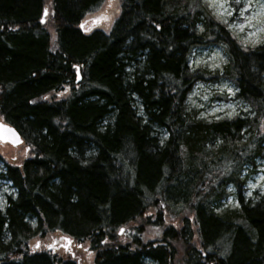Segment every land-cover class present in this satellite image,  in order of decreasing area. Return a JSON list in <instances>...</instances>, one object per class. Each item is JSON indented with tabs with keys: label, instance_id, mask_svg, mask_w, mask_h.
<instances>
[{
	"label": "trees",
	"instance_id": "16d2710c",
	"mask_svg": "<svg viewBox=\"0 0 264 264\" xmlns=\"http://www.w3.org/2000/svg\"><path fill=\"white\" fill-rule=\"evenodd\" d=\"M105 1L0 0V118L25 146L0 155V264H264V195L239 179L264 153V43L201 0H119L107 30L88 27ZM210 44L252 117L190 111L207 76L189 56ZM227 183L238 205L219 209ZM149 212L162 235L145 243Z\"/></svg>",
	"mask_w": 264,
	"mask_h": 264
},
{
	"label": "rangeland",
	"instance_id": "374dc122",
	"mask_svg": "<svg viewBox=\"0 0 264 264\" xmlns=\"http://www.w3.org/2000/svg\"><path fill=\"white\" fill-rule=\"evenodd\" d=\"M201 2L210 10L215 19L219 20L234 35L238 42L244 46L254 47L264 43V0H201ZM46 12V9L44 10ZM119 11V0H106L102 6L91 13L87 18L88 27H102L107 30ZM47 13V12H46ZM46 15V14H45ZM43 15V17H45ZM42 17V20L44 21ZM95 23V24H93ZM220 45L210 44L192 49L189 56V66L192 69L203 70L207 80L198 81L190 94L188 95L187 104L191 112L198 118L205 120L212 119H231L235 116L249 117L254 112L249 113V106L235 97L236 86L227 75H225V66L227 57ZM0 120H2L0 118ZM260 128L264 132V122ZM262 137V136H259ZM264 138V136H263ZM253 140H257L253 138ZM264 152V139L260 145ZM25 146L23 144L13 146L11 144L0 143V155L5 159H11L13 155H23ZM0 164V168H1ZM241 194L244 199L254 200L256 197L264 195V153L254 160V166L243 167L240 173ZM202 187V192H209V189ZM225 195L220 198L219 209H232L238 205V199L235 195L233 183H227ZM237 192V189H236ZM14 195V189L10 183L0 179V206L5 204L4 196ZM146 215V214H145ZM154 212L147 213L148 217L142 224L141 236L144 240H159L161 238V229L156 227L153 221ZM166 224V223H164ZM120 236L129 237L133 234L132 226L122 227ZM49 240H52L49 239ZM64 244V241L62 242ZM61 243V246H62ZM60 245V244H59ZM67 246V245H66ZM73 248H80V245H74ZM62 252L64 248H56ZM75 254L70 247L67 249ZM82 257L88 250L80 252ZM70 254V252H69ZM89 257L82 260L88 261Z\"/></svg>",
	"mask_w": 264,
	"mask_h": 264
},
{
	"label": "water",
	"instance_id": "95a60500",
	"mask_svg": "<svg viewBox=\"0 0 264 264\" xmlns=\"http://www.w3.org/2000/svg\"><path fill=\"white\" fill-rule=\"evenodd\" d=\"M78 71L76 70V75ZM77 76V80H78ZM22 141L19 133L9 124L0 121V142H8L12 145H18Z\"/></svg>",
	"mask_w": 264,
	"mask_h": 264
},
{
	"label": "flooded vegetation",
	"instance_id": "af4514ba",
	"mask_svg": "<svg viewBox=\"0 0 264 264\" xmlns=\"http://www.w3.org/2000/svg\"><path fill=\"white\" fill-rule=\"evenodd\" d=\"M143 240V239H142ZM148 241H152V240H144V242L146 243V242H148ZM70 242L69 243H67V245H68V247H70Z\"/></svg>",
	"mask_w": 264,
	"mask_h": 264
},
{
	"label": "bare ground",
	"instance_id": "6f19581e",
	"mask_svg": "<svg viewBox=\"0 0 264 264\" xmlns=\"http://www.w3.org/2000/svg\"><path fill=\"white\" fill-rule=\"evenodd\" d=\"M46 14V12L44 11L43 12V15H45ZM43 21V20H42ZM77 76L79 77V75L77 74ZM79 79V78H78ZM230 173V172H229ZM207 174V173H206ZM219 175V174H218ZM166 213V212H165ZM162 222V221H161ZM121 231H122V229H121ZM121 231H120V233H121ZM164 247V246H163Z\"/></svg>",
	"mask_w": 264,
	"mask_h": 264
}]
</instances>
